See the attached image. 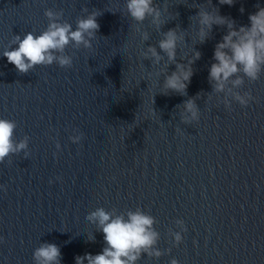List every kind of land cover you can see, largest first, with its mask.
<instances>
[{
    "label": "clouds",
    "instance_id": "9594fccd",
    "mask_svg": "<svg viewBox=\"0 0 264 264\" xmlns=\"http://www.w3.org/2000/svg\"><path fill=\"white\" fill-rule=\"evenodd\" d=\"M210 2L212 3V0ZM218 2L220 5L232 6L235 0ZM256 7L257 11L249 14V25L239 27L234 19L221 15L219 9L213 5V10L200 7L194 16L189 17V20L195 18L198 24L196 37L201 44L210 37L214 25L226 27V34L215 45L213 54L215 62L210 66L208 79L212 84L213 93H225L241 106H247L249 101L255 98L250 91L241 94L237 90L244 85L245 79L255 82L264 73V7L259 5ZM126 10L137 25L150 18L151 24L159 31L165 23L162 20L161 7L154 3V0H126ZM164 11H167L166 7ZM240 12L243 13L244 9L241 8ZM44 14L49 21L44 31L39 35L28 32L23 38L16 35L13 43L17 47L3 53L8 62L21 74L28 73L35 66H48L54 62L62 68H70L73 61L71 56L64 54L66 47L72 43L77 48L83 45L85 49H91L92 40L96 38V33L100 29L97 21L99 15L95 11L79 18L75 30L67 21L61 22L62 10L54 11L49 8ZM136 31H139L138 27ZM162 36L163 38L158 41L159 51L156 46L150 45L141 51V56L145 60H150L153 66L160 65L166 56V62L156 73L157 76L164 75L162 93L168 95L171 92L185 96L193 75L192 64L200 59L201 53L195 51L194 58L188 59L186 64L178 62V48L185 41L183 31L178 32L176 28H170L162 33ZM140 38L147 41L149 33L144 31ZM169 64H175V70L170 74L167 72ZM209 98L211 99V96ZM230 103V100H225L228 107ZM182 107L181 116L184 122L199 119L200 112L195 98L184 101ZM16 127L15 121L0 119V162L10 154H18L28 148L27 136L19 142L13 139ZM70 139L73 143H79L82 135ZM56 147L59 149L60 145L57 144ZM27 154L25 152V155ZM86 220L95 224L97 231L103 233L104 247L95 255L91 253L77 255L74 258L75 264H137L144 254L156 258L163 254L156 247L160 234L153 227L156 223L155 218L140 208L117 213L115 210L106 211L103 207H98L86 216ZM177 223L183 224V221L178 220ZM174 239L179 244L182 235L175 233ZM88 241L95 242V236H89ZM33 260L34 264H61L62 253L56 244L45 242L34 250ZM170 264L179 262L172 259Z\"/></svg>",
    "mask_w": 264,
    "mask_h": 264
}]
</instances>
